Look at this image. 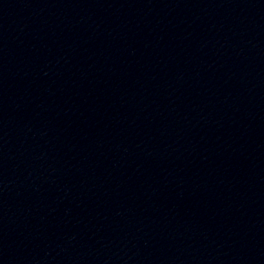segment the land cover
Instances as JSON below:
<instances>
[{"label":"water","instance_id":"95a60500","mask_svg":"<svg viewBox=\"0 0 264 264\" xmlns=\"http://www.w3.org/2000/svg\"><path fill=\"white\" fill-rule=\"evenodd\" d=\"M0 264H264V0H0Z\"/></svg>","mask_w":264,"mask_h":264}]
</instances>
